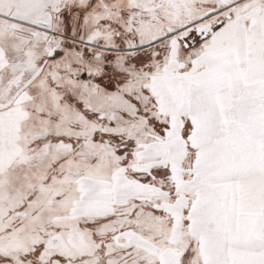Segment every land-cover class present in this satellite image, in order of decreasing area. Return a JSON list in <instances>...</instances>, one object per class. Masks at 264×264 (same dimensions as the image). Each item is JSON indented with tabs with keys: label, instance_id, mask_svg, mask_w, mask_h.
Masks as SVG:
<instances>
[{
	"label": "snow or ice",
	"instance_id": "obj_1",
	"mask_svg": "<svg viewBox=\"0 0 264 264\" xmlns=\"http://www.w3.org/2000/svg\"><path fill=\"white\" fill-rule=\"evenodd\" d=\"M0 264H264V0H0Z\"/></svg>",
	"mask_w": 264,
	"mask_h": 264
}]
</instances>
